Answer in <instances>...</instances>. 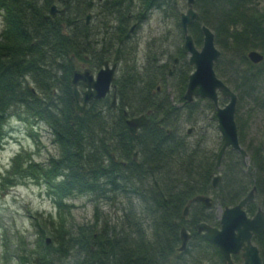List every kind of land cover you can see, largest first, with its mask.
I'll return each instance as SVG.
<instances>
[{
  "label": "trees",
  "instance_id": "trees-1",
  "mask_svg": "<svg viewBox=\"0 0 264 264\" xmlns=\"http://www.w3.org/2000/svg\"><path fill=\"white\" fill-rule=\"evenodd\" d=\"M57 1L0 0V148L13 111L24 121L30 118L44 123L57 147V154L48 156L45 162L35 161L28 151L15 153L1 172L0 187L4 190L33 180L46 187L58 211L68 208L66 199L77 194H89L98 202L121 196L124 204L115 221L101 219L97 206L91 223L67 227L62 219L53 225L51 242L45 237V222L52 223L51 216H34L37 239L32 249L19 239L18 264H222L218 250L211 249L212 244L195 226L199 221L218 225L214 204L234 205L253 185L257 192L245 210L253 214L258 206L264 209L263 147L258 145L249 152L248 166L237 151L227 150L222 159L221 181L213 187L220 147L214 150L205 145L203 136L190 142L181 135L179 122L183 115L191 118L198 112L199 100L206 102L213 119L215 107L207 98L198 97L192 102L183 99L192 70L187 60L179 62L174 99L166 89L157 90L159 81L168 75V64H159L160 57L150 49L145 63L140 65L136 47L125 51L118 44L113 48V59L121 65L115 81L116 109L106 97L92 99L78 113L70 83L74 68L77 62L90 60L99 66L109 58V51L104 45L96 50L92 35L95 30L85 23V13L94 8L92 0H63L64 13L50 14V6ZM253 1L194 2L198 18L188 30L196 46L202 43L200 26L205 24L213 30L221 54L229 56L225 68L234 76L239 75L237 63L250 62L249 50L260 49L264 60V10L255 8ZM97 2L104 19L113 16V32L119 38L129 32L131 21L141 24L156 8L174 19L183 37L179 0H143L137 15L132 0ZM178 54L184 56L181 46ZM220 60L214 69L224 76L226 69L220 67ZM251 68L238 76L234 90L240 85L246 92L252 88L258 74ZM147 110H151L149 121L135 134L130 133L126 117ZM237 127L242 135L241 124ZM239 141L242 142L240 137ZM136 150L137 157L133 158ZM209 192L217 195L210 208L193 201L187 216L183 215L189 200ZM183 226L190 230L191 241L187 249L178 252ZM253 240L264 264V229Z\"/></svg>",
  "mask_w": 264,
  "mask_h": 264
},
{
  "label": "rangeland",
  "instance_id": "rangeland-1",
  "mask_svg": "<svg viewBox=\"0 0 264 264\" xmlns=\"http://www.w3.org/2000/svg\"><path fill=\"white\" fill-rule=\"evenodd\" d=\"M62 1H57L59 3V9H64ZM92 1L94 8L87 11L85 16L90 14L88 22L91 28L96 30V32H101L95 37L100 39L104 36L108 40L110 33L107 32H111L113 29L112 26L116 24V21L113 20V16L111 15H108L104 19L99 12L97 0ZM142 1L132 0L131 4L134 7V15L138 14L137 9H141ZM179 2L182 4L181 12H184L186 9V0H179ZM253 2L255 8L264 10V0H254ZM132 24L133 21L129 23V26ZM1 28L2 20L0 15V30ZM132 32H135L134 42L136 43L137 49V62L140 65L145 63L148 48L151 45L153 46V53L163 52L164 60L169 63V55L178 54V48L183 44V38L177 30L174 19L166 17L163 10L158 8L153 9L149 13L148 18L136 26ZM200 46L201 44L198 45V47ZM256 49L261 52L260 49ZM180 57L182 58L181 60H187V55L183 57L180 55ZM228 58L229 56L224 57L222 54L219 57L221 59L220 67L226 70L224 76L217 75L233 90L235 87L234 82L239 83L238 76L247 72L249 67L252 66L251 69L258 74L252 84V88L248 92L244 91V87L241 85L238 87V90H234L237 94L235 119L236 123L238 122L237 125L241 124L242 135L239 133V137L242 141V147L248 153V156L242 160L248 166L250 164L249 152L258 145H261L264 149V60L259 63L247 62L244 65L237 63V72L239 75L234 76L225 68ZM80 64H78V68H80ZM119 73L118 65L116 75L118 76ZM176 82L177 78L174 76L168 78L167 82L161 83V85H164L163 88H167L170 91L172 99H174V86ZM196 98L198 99V97ZM226 102L227 98L220 96V106H223ZM205 103L204 100L198 101L196 104L198 112L191 118L183 115L181 122H179V128L181 135H184L190 142H195L198 138L201 137L203 139L204 137L206 140V144H204L217 150V147L221 145L220 132L217 129L216 119L212 118V112L205 107ZM17 111L22 112L20 109H17ZM21 114L23 116L25 115L24 113ZM188 129L190 132H187ZM6 130L7 137L3 146L0 148V175L9 166L14 154L19 151L31 152V156L37 162H45L48 156L57 154V147L52 142L49 130L44 123L34 122L30 118L28 121H24L17 116L16 111H13L8 119ZM219 173L222 177L221 168ZM220 181L221 178L217 184ZM206 195L210 196L213 202L217 198V195L213 192H209ZM66 202L69 207L58 211L51 197L47 195L46 187L35 183L33 180H27L26 182L4 190L0 187V264H18L17 254L20 252L18 249L20 238L23 239L26 248L32 249L34 247L37 239L36 227L34 225L36 218L34 216L37 218L51 216L52 223L44 221L47 225L45 237L51 242L53 225H58L62 219L67 227L91 223L94 218L95 206L98 208V214L101 219L109 217L112 221L117 220L120 214L119 209L124 204V199L118 196L116 199H103L98 202L89 194H77L66 199ZM221 208L222 206L218 203H215L214 207H212L216 218L220 216ZM70 260L71 258H68V261Z\"/></svg>",
  "mask_w": 264,
  "mask_h": 264
},
{
  "label": "water",
  "instance_id": "water-1",
  "mask_svg": "<svg viewBox=\"0 0 264 264\" xmlns=\"http://www.w3.org/2000/svg\"><path fill=\"white\" fill-rule=\"evenodd\" d=\"M195 0H186V9L180 13V26L183 34L182 50L187 54L188 63L193 66L189 73L184 92V99L188 102L196 97L209 99L215 107V117L217 129L220 132L222 144L216 156V168H220L224 153L228 147L236 150L242 159L248 156L246 150L239 141L238 127L235 120L237 94L220 77H218L214 64L221 55L220 49L215 44V34L211 28L201 24L202 43L197 47L192 35L189 33V25L198 18V12L194 8ZM58 10L57 4H52L49 8L50 14H55ZM64 13V9L59 10ZM49 14L46 15L48 17ZM87 15V19H88ZM247 58L250 62L259 63L263 60V54L257 49H251L247 52ZM116 64L109 65L104 62L95 77L90 74L89 69L80 72L79 69L73 71L70 83L75 101V108L78 113L85 110L86 104L91 99L104 97L112 88L115 77ZM82 79L85 82L86 90L81 95L77 84ZM113 86H115L113 84ZM82 96V100L81 99ZM227 98V102L220 106L219 99ZM116 94L113 93L111 105L116 106ZM126 114V111L123 112ZM149 119L144 115L130 117L126 119V125L130 133H136L137 129L144 125ZM220 174L213 177V187L216 186ZM256 186L247 192L236 204L224 206L221 208L219 216V226L211 225L207 222L197 224L198 232L211 244L216 246L224 262L234 264L231 254L242 251V264H263L260 251L253 237L264 229V209L258 206L256 212L249 216L245 210L248 202L254 200ZM202 201L206 207L212 206L213 199L208 195L194 196L184 207L183 215L188 213L189 205L192 201ZM181 244L179 251L186 249L190 234L185 227L180 230ZM48 241V240H47Z\"/></svg>",
  "mask_w": 264,
  "mask_h": 264
},
{
  "label": "flooded vegetation",
  "instance_id": "flooded-vegetation-1",
  "mask_svg": "<svg viewBox=\"0 0 264 264\" xmlns=\"http://www.w3.org/2000/svg\"><path fill=\"white\" fill-rule=\"evenodd\" d=\"M57 4V6H58V10H57V12H60L59 10V3H56ZM56 12V13H57ZM55 13V14H56ZM99 14V13H98ZM87 15L89 16L88 17V19H87ZM86 16H85V23L87 24V25H90V23L88 22V20H89V18H90V14H87ZM100 15V14H99ZM132 18H130V20H131ZM139 24H138V22L136 23L135 21H133V24L129 27V32H126V34H123L122 35V37L121 38H119V37H117V32H113V29L111 30V32H107V33H110V37L108 38V40L103 36L102 38H100V39H98V38H96L95 36H98L101 32L100 31H97L96 32V30L94 31V32H92V35H93V39H94V45H95V48H96V50L97 51H100L101 50V48L100 47H102L103 45L105 46V48L107 49V51H109V53H108V56H109V58H105L104 60H102V63L101 64H99V66H96V65H93L92 64V62H94V60H90L91 62H89V61H79L78 63H77V67H75L74 68V70L75 69H79L80 70V72H83L84 71V69H89L90 70V74L91 75H93L94 77H95V75H96V73H97V71L100 69V68H102L103 67V65H104V62L105 61H108V63H109V65L111 66L112 64H116V67H115V77H116V79H117V75H116V68L118 67V65H119V70L121 69V65H120V62H117L116 60H114L113 59V56H112V54H111V51L113 52V48H115L118 44L119 45H121V46H123V48L125 49V51H127V50H129V49H132V48H135L136 47V43L134 42L135 41V38H134V33L135 32H132L135 28H136V26H138ZM91 26V25H90ZM113 28H114V26H113ZM166 38V37H165ZM183 38V37H182ZM152 47V48H151ZM151 47H149L148 48V50L150 49V50H152L153 49V46L151 45ZM181 48H182V46H181ZM182 52H183V50H182ZM99 52H98V57L97 58H99ZM152 54H154L153 53V51H152ZM155 54H157V56L158 57H160V61H159V64H161V63H167L168 65H167V72H168V75L166 76V79L165 80H163V81H159V85H158V87H157V90H159V89H163V87H164V85H161V83H165V82H167V80H168V78H172V77H177L176 75L177 74H179L180 72H179V69H178V66H179V62H180V60L182 59L179 55H177L176 53H175V55L173 54H170L169 55V58H170V60H171V58H173L172 59V61L170 62L169 61V63L168 62H166L165 60H164V58H163V52H161V53H155ZM183 54L184 55H187V54H185L184 52H183ZM86 57V59L88 60V57L87 56H85ZM96 58V59H97ZM187 58H188V56H187ZM187 62H188V60H187ZM79 63H81L80 64V68H78V64ZM97 64V63H96ZM189 64V63H188ZM190 65V64H189ZM191 67H193L192 65H190ZM193 70V69H192ZM191 70V71H192ZM190 71V72H191ZM189 72V73H190ZM73 74V73H72ZM189 75V74H188ZM187 78H188V76H187ZM116 81V80H115ZM115 81H114V83H112V88H110V91L104 96V97H102V98H106V97H108V98H110V102H111V100H112V96H113V93L115 92V94H116V99H117V89H116V83H115ZM113 84L115 85V86H113ZM77 87H78V89H79V91H80V93H81V95L83 94V92L86 90V86H85V82H84V80H82V79H80L79 81H78V84H77ZM164 89H166L167 90V92H168V94H169V96H170V98L172 99V97H171V93H170V91H168V89L167 88H164ZM184 92H185V89H184ZM184 92H183V95H182V97L184 96ZM176 96V92L174 93V97ZM99 99H101V98H99ZM183 99H184V97H183ZM80 100H82V96H81V99ZM92 100V99H91ZM91 100H89L88 102H87V104H86V107H87V105H88V103L91 101ZM185 100V99H184ZM186 101V100H185ZM193 101H194V99H193ZM188 102V101H187ZM192 102V101H191ZM117 104H118V99L116 100V106H115V108L114 107H112L113 109H116V107H117ZM179 105H182V104H179ZM112 106V105H111ZM86 107H85V109H86ZM124 111H126V109H124L123 110V112ZM140 114H144L148 119H149V116H150V114H151V110H147L146 112H144V113H140ZM140 114H137V115H134V116H138V115H140ZM125 116H127V111H126V114H124ZM134 116H129V117H126V119L127 118H130V117H134ZM125 119V120H126ZM149 121V120H148ZM147 121V122H148ZM146 122V123H147ZM145 123V124H146ZM143 126V125H142ZM141 127V126H140ZM139 127V128H140ZM138 128V129H139ZM137 129V130H138ZM187 132H190V130L188 129L187 130ZM135 134V133H134ZM239 135V134H238ZM221 144H222V140H221ZM241 144V143H240ZM221 146V145H220ZM229 149H232L231 147H228L227 149H226V151H225V153L227 152V150H229ZM219 150V149H218ZM232 150H234V149H232ZM236 151V150H235ZM224 153V154H225ZM137 157V150L136 151H134L133 152V158H136ZM224 157V156H223ZM223 159V158H222ZM216 166V165H215ZM220 168L222 169V161H221V166H220ZM220 168H217V172L214 174V176L217 174V173H219V170H220ZM220 174V173H219ZM213 176V177H214ZM220 178H221V174H220ZM219 178V179H220ZM212 181H213V178H212ZM218 182V181H217ZM213 185V184H212ZM256 195V194H255ZM255 198V197H254ZM195 201H197V200H195ZM199 201V200H198ZM253 201V200H252ZM193 202V201H192ZM202 202V201H201ZM251 202V201H250ZM249 203V202H248ZM247 203V204H248ZM213 204V203H212ZM246 204V205H247ZM205 205V204H204ZM190 206V205H189ZM230 206H232V205H230ZM211 207V206H210ZM210 207H207V208H210ZM246 207V206H245ZM263 209V208H262ZM184 211V210H183ZM188 211H189V208H188ZM188 214V213H187ZM254 214V213H253ZM253 214H248L249 216H252ZM187 216V215H186ZM218 220H219V217H218ZM200 222H205V221H199L198 223H200ZM197 223V224H198ZM197 224H196V226H195V228H196V231L198 232V230H197ZM212 225V224H211ZM215 226H219V223H218V225H215ZM183 227H185V226H183ZM182 228V227H181ZM186 228V227H185ZM181 230V229H180ZM186 230H187V232L190 234V237H189V240H188V243H187V246H186V249L189 247V243H190V241H191V232H190V230H188L187 228H186ZM198 233H200V234H202L201 232H198ZM203 235V234H202ZM180 244H181V237H180ZM180 244H179V246H180ZM213 248H216L217 250H218V248L216 247V246H214L213 244H212V246H211V249H213ZM177 250H178V247H177ZM185 250V249H184ZM184 250H182V251H184ZM178 252H181V251H179L178 250ZM218 253H219V260H221V262H222V264H227L226 262H224L223 261V259H222V257H221V254H220V252H219V250H218ZM241 254H242V251L240 250L238 253H235V254H231V259H232V261L234 262V264H242V262H243V260H242V256H241ZM209 264H218V263H213V262H209Z\"/></svg>",
  "mask_w": 264,
  "mask_h": 264
}]
</instances>
